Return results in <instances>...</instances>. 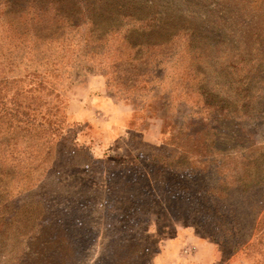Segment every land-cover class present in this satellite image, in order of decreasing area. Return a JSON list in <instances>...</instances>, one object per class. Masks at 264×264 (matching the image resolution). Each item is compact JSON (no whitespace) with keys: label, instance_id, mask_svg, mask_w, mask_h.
Listing matches in <instances>:
<instances>
[{"label":"rangeland","instance_id":"obj_1","mask_svg":"<svg viewBox=\"0 0 264 264\" xmlns=\"http://www.w3.org/2000/svg\"><path fill=\"white\" fill-rule=\"evenodd\" d=\"M81 1L99 2L0 0V264H264V0H103L96 24L76 26ZM134 7L139 21L121 17ZM131 113L147 129L106 152L158 155L162 133L195 183L136 194L121 208L132 225L89 214L79 227L55 199L100 195L77 177L60 189L52 171L76 163L81 133L105 139ZM215 205L239 227L236 252Z\"/></svg>","mask_w":264,"mask_h":264},{"label":"trees","instance_id":"obj_2","mask_svg":"<svg viewBox=\"0 0 264 264\" xmlns=\"http://www.w3.org/2000/svg\"><path fill=\"white\" fill-rule=\"evenodd\" d=\"M82 7L84 12H77L73 17L80 16L81 19L76 23V26H80L81 24H85L87 21H92L96 24V20L101 16V13L104 11V7H102L105 3L103 0H99V2H83ZM107 6V5H106ZM105 8H108L105 7ZM139 9L134 7L132 10L127 12H121V17L127 18L130 17L139 21ZM72 13V12H71ZM138 14V16H137ZM149 18V17H148ZM69 20V16H68ZM71 20V19H70ZM154 17L149 18V22L147 26L152 25L154 21ZM142 22V21H140ZM147 23V21L145 22ZM81 123L82 126H85L88 131L91 129V125L87 123V119L84 115L76 116L75 121ZM145 120L137 121L135 119L134 113L130 114L129 127L127 131L123 134L120 139V146H125L130 141V135L137 131H140L142 128H146L147 126ZM161 132V130H160ZM161 137L159 138L161 143L157 144L159 148V154L153 155L148 154L143 151H130L126 148L124 155H115L110 156L106 150V142L98 137L95 130L90 131L89 133H81L79 139H75L73 143V147L71 148V157L74 158L75 162L73 165L66 166L64 168L55 169L52 171L54 176L56 177V182L58 187L61 189H69L71 193H74L79 187L84 186L82 183L76 184L74 183L75 177L78 179H82V181L89 183L91 186H85L84 190L89 195L91 190H97L98 195H100L96 204L91 203H81L77 202V209L74 210L73 201L74 195H70L68 200L60 201L55 199L56 208L60 211L62 215H69L70 213L75 212V216L72 217L74 220L72 223H76L79 227L83 226V221H80L81 218L86 219V216L94 215L97 219L105 215L109 214L111 217L115 219L116 222H121V219L125 218L123 222H127L133 224V218L136 217L137 211L135 209H130L129 218L123 214L121 208L125 206L126 201H130V203H137L140 198L137 197L136 194L140 193V197L152 196L156 197L155 194L152 193L155 190L152 187H156L159 189L160 184H168L171 178L174 177V184L171 187L172 193L174 195L179 196L181 193L186 194L189 192V188H186L189 184L195 183V169L193 166H181L179 162H176L174 158H172V154L169 156H163L161 152L162 150L167 151L168 146H172L168 141V138L164 137L162 133H160ZM143 143H147V141L142 140ZM107 151V152H106ZM172 153V150L170 151ZM175 152V156H176ZM172 158V159H171ZM156 174H154V173ZM98 174H106L105 182H101L96 175ZM163 179L166 181L164 182ZM126 184V185H125ZM125 185V186H123ZM132 186V189L130 187ZM140 189V190H138ZM128 190H132V192L126 193ZM160 190L163 189H159ZM143 191H145L144 194ZM212 191L208 189L207 191H199V195H209L211 196ZM127 194V195H126ZM159 194V193H158ZM146 195V196H145ZM160 195V194H159ZM208 196V197H209ZM136 205L133 207L135 208ZM215 205V212L219 218H222L227 222V234L223 239L227 237V241H231V250L236 252L242 245L241 242L238 241L235 237H240L239 227L233 226V223L230 222L229 213L223 214L224 212L217 209ZM225 210V208H222ZM219 213V214H218ZM90 214V215H89ZM62 224L64 222L61 221ZM87 226V224H86ZM111 226L117 230L115 225H108V228ZM89 227V226H88ZM122 229V228H121ZM229 236V237H228ZM162 242H160V246H162ZM222 243L218 242V244H214L213 246V256H219V249L217 246L221 247ZM221 253V252H220Z\"/></svg>","mask_w":264,"mask_h":264},{"label":"crops","instance_id":"obj_3","mask_svg":"<svg viewBox=\"0 0 264 264\" xmlns=\"http://www.w3.org/2000/svg\"><path fill=\"white\" fill-rule=\"evenodd\" d=\"M128 127H129V124H127V125H123V126H121V125H119V126H115L114 128L113 127H111V129L109 130V131H107L104 135H103V137L105 138V139H102L101 137V139L103 140V141H105L106 143L108 142V141H110V140H112L114 137H121L126 131H127V129H128ZM197 248V247H196ZM198 251V250H197ZM199 252H201V250H199Z\"/></svg>","mask_w":264,"mask_h":264},{"label":"built area","instance_id":"obj_4","mask_svg":"<svg viewBox=\"0 0 264 264\" xmlns=\"http://www.w3.org/2000/svg\"><path fill=\"white\" fill-rule=\"evenodd\" d=\"M192 250H197V248L194 247V248H192V249H188V250L185 251V253L191 252Z\"/></svg>","mask_w":264,"mask_h":264}]
</instances>
